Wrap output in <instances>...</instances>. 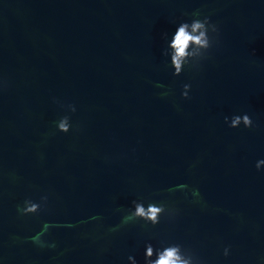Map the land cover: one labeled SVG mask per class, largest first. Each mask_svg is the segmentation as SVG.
<instances>
[{
    "label": "water",
    "instance_id": "water-1",
    "mask_svg": "<svg viewBox=\"0 0 264 264\" xmlns=\"http://www.w3.org/2000/svg\"><path fill=\"white\" fill-rule=\"evenodd\" d=\"M196 10L215 42L173 76L163 36ZM260 160L264 0H0V264H145L146 243L264 264ZM134 200L159 223L121 225Z\"/></svg>",
    "mask_w": 264,
    "mask_h": 264
},
{
    "label": "clouds",
    "instance_id": "clouds-1",
    "mask_svg": "<svg viewBox=\"0 0 264 264\" xmlns=\"http://www.w3.org/2000/svg\"><path fill=\"white\" fill-rule=\"evenodd\" d=\"M191 21H182L176 27L170 38L167 34H164L163 38L166 41V46L162 51L163 56L168 57V67H170L173 76H179L186 68H192L198 66L202 59L206 58L208 50L212 47L215 42V37L210 36L209 33H217V26L210 23L209 18L204 16L201 18L200 10L193 11L191 13ZM157 88L165 87L163 84L157 83ZM189 85L183 86L181 96L188 98L187 91ZM161 96L168 95V92L160 93ZM71 111H75L74 107L69 106ZM225 123L230 128H237L241 124L245 128L253 127V121L248 114L233 115L229 121L228 117H225ZM56 130L62 133H67L71 127L68 116H63L57 121L53 122ZM264 164V160L257 161L255 167L257 170L260 169L261 165ZM187 185H178L173 188H169V192L181 190L186 188ZM193 195L198 196V190L193 189ZM40 210V205L30 200L24 201V206L21 208L17 206V211L21 215H28L36 213ZM120 211L121 209H117ZM166 211V206L162 202L151 201L145 204L142 201H132V210L128 211L121 219V225L135 222L138 220L144 221V226L151 224L155 226L159 223L160 217ZM90 219H99L98 216H93ZM111 228L109 231H116L118 227ZM50 226L48 223H44L41 232L30 237L32 242H37L40 235L43 234ZM71 227L72 225H67ZM55 245H52L54 247ZM225 256L228 255V249H224ZM153 257H155L153 259ZM128 260L130 264H136L134 257L129 256ZM144 262L145 264H200L199 260L193 255V253L182 248L180 244L170 243L163 245L160 248H154L151 243L145 244L144 250Z\"/></svg>",
    "mask_w": 264,
    "mask_h": 264
}]
</instances>
